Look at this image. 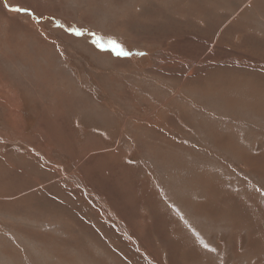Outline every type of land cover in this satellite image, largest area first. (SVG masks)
Masks as SVG:
<instances>
[{
    "label": "rangeland",
    "instance_id": "rangeland-1",
    "mask_svg": "<svg viewBox=\"0 0 264 264\" xmlns=\"http://www.w3.org/2000/svg\"><path fill=\"white\" fill-rule=\"evenodd\" d=\"M0 264H264V0H0Z\"/></svg>",
    "mask_w": 264,
    "mask_h": 264
},
{
    "label": "snow or ice",
    "instance_id": "snow-or-ice-1",
    "mask_svg": "<svg viewBox=\"0 0 264 264\" xmlns=\"http://www.w3.org/2000/svg\"><path fill=\"white\" fill-rule=\"evenodd\" d=\"M5 7H9L10 11L13 12H18V13H27L30 16H32L34 19L37 20V22H39L42 18L41 17H37L35 16V14L28 8L25 7H20V6H16V7H10L9 5L5 4ZM58 23V22H57ZM60 27H63V25H59ZM67 31L69 33H72L73 35L77 36V37H81L84 35H89L91 37H93V39L91 40V43L98 49H100L101 51H111L112 53H114L117 56H131L133 55L132 52L130 51H126L124 49V47L118 43L115 39H108L106 42L103 40V37L101 36H97L96 33L94 32H89L86 29H82V28H78V27H69L67 29ZM135 55H140L143 56L145 55V53L143 52H137L135 53ZM174 207V206H173ZM177 212H179L178 209H176ZM181 219H183V216L181 215ZM185 223H187V221H185ZM190 227V226H189ZM194 232V234L199 237V233H195V230H192ZM199 243L203 246V248L211 251V252H215L216 249L210 247V245L208 243H206L203 239L199 240Z\"/></svg>",
    "mask_w": 264,
    "mask_h": 264
}]
</instances>
